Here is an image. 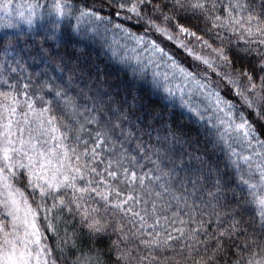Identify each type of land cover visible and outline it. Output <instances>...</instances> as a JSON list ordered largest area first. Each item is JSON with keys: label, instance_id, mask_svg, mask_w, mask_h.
Here are the masks:
<instances>
[{"label": "snow or ice", "instance_id": "obj_1", "mask_svg": "<svg viewBox=\"0 0 264 264\" xmlns=\"http://www.w3.org/2000/svg\"><path fill=\"white\" fill-rule=\"evenodd\" d=\"M21 7L0 2V264H58L41 213L54 235L65 216L78 228L57 241L63 264L66 247L70 264H264V0ZM71 40L107 43L127 80L61 53ZM33 51L59 76L12 75Z\"/></svg>", "mask_w": 264, "mask_h": 264}, {"label": "trees", "instance_id": "obj_2", "mask_svg": "<svg viewBox=\"0 0 264 264\" xmlns=\"http://www.w3.org/2000/svg\"><path fill=\"white\" fill-rule=\"evenodd\" d=\"M0 2H2V0H0ZM36 2H37V0H13V6L15 7L16 5H21L22 6L21 10L27 11V5L34 4ZM93 2H94V0H87V3L89 5L93 4ZM99 2H100V0H95V3L99 4ZM256 2L259 3L260 0H256ZM108 14L109 13H108L107 9H105V11L102 13V15H108ZM2 15H3V12H0V16H2ZM65 23H67V21H65ZM72 23L75 24L74 19L72 20ZM82 27H87V25H82ZM108 27H109V29H111V25H109ZM101 34L103 35V28H101ZM204 38L209 39L210 43L212 42L210 37L205 36ZM105 39H106L107 43H111L114 39L119 40V37L118 36L112 37L109 33H107ZM188 42L189 43L191 42V38H189ZM107 43H105L104 46L101 47V43L99 42V40L97 42H91L90 41L88 43L87 48H85L83 43H79L76 40H71V41H67L66 48L65 47L60 48V52L64 53L65 51H67V54L73 58V61L76 60L77 56H80L81 58H83L85 56L90 57L91 61H93L96 65H98L102 71L110 72L111 76L114 79H116L117 82H119L120 80H127V77L119 71V65L113 63L110 60L111 53L108 52L106 54ZM197 45L190 44V46H194L196 48V50L201 47L200 45H198V46ZM45 47L47 48V45H45ZM55 47H56L55 44H53V48H55ZM205 51L209 52L208 49H205ZM205 51H203V52L205 53ZM121 55H123V53H121ZM190 60H191V58H189V61ZM55 63L56 62H52L51 66L43 63L41 55L33 51L31 53V55L26 56L24 59H22L20 61V64L22 65V70H21V68H18L15 63L12 64V67L17 68L16 73H13L12 75L17 76V77H30L33 81H35L38 76L40 79H44L45 77L43 76V73L45 71H47V75L49 77L59 76L60 73L58 71H53V68L55 67ZM0 71H3V73L6 77L10 74V70H5V68L3 67V58L2 57H0ZM85 83H88L87 79H85ZM79 87H83V85L82 84L79 85L77 87V91L79 90ZM139 91H140V95L143 97V99L148 104L152 105L153 107H163L157 98L151 96L150 92L147 89V86H142L139 89ZM165 111L168 112L169 110L165 109ZM137 115H139V113H137ZM135 118H136L135 116L132 117L133 120H135ZM170 123L173 125V127H175L177 125H182L186 128L192 127V125H190L188 122L187 116L186 115L181 116L179 109H175V110L171 111ZM153 129L154 130L152 132V136H153V142H155L154 138L157 135V130L159 129V125L154 124ZM133 131H135V129H133ZM138 134L139 133H137V135ZM160 134L162 135L163 132L161 131ZM143 139L145 141H147L148 136L144 135ZM135 142L136 141L134 140L133 143H135ZM196 149H199V151H195ZM188 151L193 152L194 155L205 156L203 141H201L200 144H194L192 148L188 149ZM244 154L247 155L248 154L247 151H245ZM211 159L213 161H216L217 163H219L221 173H224L225 172L224 163L226 161L225 154L223 152H220L217 149L215 151V153L212 154ZM185 160L187 161V157H185ZM181 175H183V173ZM224 179L225 180L227 179L226 175L224 176ZM229 195H230V193H229ZM41 217H43V213H41V216L39 217V219ZM237 219H240V217L237 216ZM249 219H250V216L248 214H245L244 220H249ZM64 220L67 221V223H59L58 234H56V235H54L51 232L46 231V224H45V222H43V220L40 223V226L42 227V231H44V234L46 237L45 243L50 248L53 249V258L57 259L58 264H63V258H61L59 251L56 250L57 241L58 240L62 241L65 239L66 230H67V235L69 237L72 236V233L74 230L78 231V228L74 229V223L75 222L73 221V218L71 216H65ZM61 246L64 247L63 245H61ZM70 246L71 245L69 243L68 247H70ZM64 256L67 258V260L70 264L71 256L68 254L67 247L65 248Z\"/></svg>", "mask_w": 264, "mask_h": 264}, {"label": "rangeland", "instance_id": "obj_3", "mask_svg": "<svg viewBox=\"0 0 264 264\" xmlns=\"http://www.w3.org/2000/svg\"><path fill=\"white\" fill-rule=\"evenodd\" d=\"M108 33H109L112 37H114L112 31H109ZM190 44H191V42H190ZM197 46H198V45H197ZM173 47H174V45H173ZM197 51H198V52H202V53L205 54V55L209 54V52H208V51H205V49H202V47H200L199 49H197ZM203 51H205V53H204ZM162 70H163V69H162ZM33 207H35V206L33 205ZM42 220H43V217H41V218L38 220V223L40 224ZM43 222H44V220H43ZM41 231H42V227H41ZM42 232L44 233V231H42ZM44 236H45V234H44ZM45 241H46V240H45ZM45 241H44V243H45Z\"/></svg>", "mask_w": 264, "mask_h": 264}]
</instances>
